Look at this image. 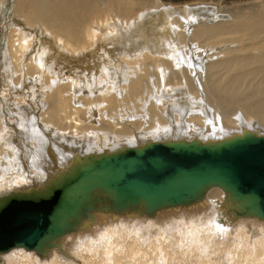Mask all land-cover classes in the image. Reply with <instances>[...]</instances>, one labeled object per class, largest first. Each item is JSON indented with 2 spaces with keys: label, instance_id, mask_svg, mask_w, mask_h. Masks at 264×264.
<instances>
[{
  "label": "bare ground",
  "instance_id": "obj_1",
  "mask_svg": "<svg viewBox=\"0 0 264 264\" xmlns=\"http://www.w3.org/2000/svg\"><path fill=\"white\" fill-rule=\"evenodd\" d=\"M241 1L232 0L234 5L229 6L227 0L221 1L223 5L219 0H0V87L2 83L17 87L18 93L28 95L22 98L24 104L30 98L40 105L44 102L39 110L33 105L21 107L32 110L33 115H26L18 113V107L14 113L10 98L0 96V117L2 110L7 114L0 131L8 133L7 140L0 138V149L8 148L0 177L4 172L9 175L0 181V192H9L0 197L45 190L44 185L87 155L98 154L86 150L96 145L105 150L104 145L110 144V150L100 151L108 152L156 141L150 135L161 141L210 142L246 130L264 134V4ZM176 3L178 7L172 6ZM107 56L114 60L105 59L110 65L102 62ZM11 78L18 86L11 84ZM42 109L46 126H66L91 142L79 139L70 144L57 137L58 144L50 137L45 158L42 149L23 150L21 142L41 134ZM80 112L85 117L95 114L101 122L83 124ZM110 208L98 203L91 217L82 218L76 230L55 239L53 246L41 253L15 247L0 254V264H119L121 258L120 264H176L175 247L182 239L176 232L166 235V223H161L164 229L158 236L146 239L150 250L141 244L144 226L162 227L155 224L160 223L159 216L169 225L191 217L194 224L208 226L193 230L203 231L197 233L205 239L201 252L195 251L196 245L186 250L197 264H221L224 258L227 264H264V220L227 215L225 211L235 214L237 209L230 193L219 186L208 188L188 205L153 213L143 206ZM231 235L239 239L237 258L227 241L219 244L218 258L212 239ZM171 238H177L175 244ZM65 247L73 252L68 255Z\"/></svg>",
  "mask_w": 264,
  "mask_h": 264
},
{
  "label": "water",
  "instance_id": "obj_2",
  "mask_svg": "<svg viewBox=\"0 0 264 264\" xmlns=\"http://www.w3.org/2000/svg\"><path fill=\"white\" fill-rule=\"evenodd\" d=\"M44 186L0 197V254L15 247L43 252L100 202L153 213L188 205L212 186L232 196L237 211L227 215L264 220V134L246 130L210 142L156 140L91 153Z\"/></svg>",
  "mask_w": 264,
  "mask_h": 264
},
{
  "label": "rangeland",
  "instance_id": "obj_3",
  "mask_svg": "<svg viewBox=\"0 0 264 264\" xmlns=\"http://www.w3.org/2000/svg\"><path fill=\"white\" fill-rule=\"evenodd\" d=\"M218 0H215V2H217ZM222 0H219V2H217V3H220ZM227 1H229V2H226L227 3V5H229V6H233L234 5V2H232V0L230 1V0H227ZM241 1V0H240ZM244 2L246 1V0H243ZM248 1V0H247ZM235 2H239V1H235ZM242 2V1H241ZM258 2L259 3H263L264 4V0L262 1V0H258ZM258 3V4H259ZM261 3V4H262ZM221 5H223V3L221 2L220 3ZM233 4V5H232ZM238 4V3H237ZM172 6H179V4L178 3H176V5H172ZM218 7H220V5H218ZM224 8V7H223ZM230 11V10H229ZM227 18H229L228 20H231L232 19V17L230 16V17H227ZM226 18V19H227ZM8 48H10V47H8ZM35 49H36V47H35ZM98 50L99 51H103L102 50V47H99L98 48ZM10 49L8 50V55H9V60H11V64H13V58H12V55H11V53H10ZM98 53V52H97ZM109 57V58H108ZM111 57L110 56H107V57H104L103 59V64H104V62L106 63V64H108V65H110L111 64V61H108L107 62V60H105V59H110ZM112 59V58H111ZM113 60V59H112ZM114 61V60H113ZM110 63V64H109ZM0 71H2V70H0ZM13 78V77H12ZM11 78V79H12ZM13 81V82H12ZM26 81H28V79L26 78ZM29 82H31V81H28V83ZM45 83V82H44ZM11 84L13 85V84H15V82H14V80L12 79L11 80ZM15 85H17V82H16V84ZM18 86V85H17ZM3 87V88H2ZM17 88V87H16ZM16 88H9V86L8 85H4L3 83H2V85H1V87H0V96H5L6 98H10L9 99V103H12V107L14 108V113L16 112V110H18L19 109V111H18V113H25L26 115H33V112H30V111H32V110H30V111H28L27 112V109L26 108H21V107H27L28 108V106H30V108H31V106L33 105V107H32V109H36V110H39L40 109V107H43L44 105V102H42V104L40 105V101H34L33 102V99L32 100H30L29 99V102L28 103H22V98H26V97H28V95L26 96V95H24V94H20V93H18L19 92V90L18 89H16ZM10 89V90H9ZM13 89V90H12ZM10 92H9V91ZM18 90V91H17ZM9 92V93H8ZM12 92V93H11ZM14 93V94H13ZM11 94V95H10ZM31 95H32V93H31ZM20 96V97H19ZM30 96V95H29ZM18 98V99H17ZM140 97H138V99H139ZM0 99H1V97H0ZM11 99H13V101L11 100ZM45 100V99H44ZM43 100V101H44ZM11 101V102H10ZM15 102V103H14ZM39 104H38V103ZM74 102V104L75 105H77V104H79V103H77L78 101H73ZM76 102V103H75ZM21 103V104H20ZM32 103V104H31ZM36 103V104H35ZM35 104V105H34ZM17 107H18V109H17ZM20 107V108H19ZM3 108L4 109H9V108H6L4 105H3ZM16 109V110H15ZM21 109V110H20ZM23 110H24V112H23ZM26 110V111H25ZM1 111V110H0ZM44 111V109H42L41 111H40V117H41V119L42 120H40V121H42V122H40V124H42L41 126H42V129H41V134H43V135H38V136H35V140L34 141H31V140H29V141H25V142H21V145L22 146H24L25 148L23 149V150H25V151H27L28 149L30 150V149H34L35 151H38V149H42L41 151H42V155H41V158H45L46 157V146H47V144H46V142H47V140H49L50 139V137H51V139L53 140V141H55V142H57L58 141V144H59V139H57V137L58 138H60V140H61V142H68V143H74V142H78V140L80 139L81 141L80 142H86V143H90L91 141H87L86 140V138L84 139V137L85 136H83L82 135V133L81 132H77V133H73V132H71L72 130H69L66 126H63V128L62 129H59L57 126H52V123H48V124H50L51 126L50 127H48V126H46L45 125V123H47V122H45L44 120H43V114L45 115V116H47V114L45 113V112H43ZM124 111V110H123ZM122 111V113L125 115V112H123ZM6 112H4V110H2V112H1V117H0V127L2 128V130L3 129H5V126H2L3 124L5 125V124H7V123H5V117L7 116V114H5ZM81 113V112H80ZM87 114H89L88 112H87ZM81 115H82V113H81ZM78 115V118L79 117H81L82 118V121H84L85 120V122H83V124H88V125H94V126H97L100 122H101V119H99V116H97L96 115V118H95V114H90L89 116L88 115H86L87 117H85L84 115ZM91 115H92V117H91ZM94 115V116H93ZM128 115L129 116H131V114H129V112H126V115H125V117H128ZM111 116V115H110ZM116 116V115H115ZM64 118V117H63ZM88 118V119H87ZM91 118V120H89ZM105 118V116H103V119ZM202 118H204V117H202ZM12 118L11 117H9V118H7V120L8 121H10ZM40 119V118H39ZM65 119V118H64ZM14 121H15V119H13ZM70 120V119H69ZM95 120V121H94ZM105 120V119H104ZM73 120H70L69 122L71 123ZM92 121H94V122H92ZM43 122H45V123H43ZM63 122H65V120L63 121ZM74 122V121H73ZM72 122V123H73ZM79 124H82V122H78ZM74 124V123H73ZM10 127V126H9ZM143 127V126H142ZM239 127V128H238ZM47 131V132H44V129ZM233 128V127H232ZM235 128L236 129H238V130H240L241 129V126H239V125H237V126H235ZM140 129H142V128H140ZM25 130V129H24ZM22 132H26V130L25 131H23V130H21ZM49 131V132H48ZM232 131H237V130H232ZM262 131H264L263 129H262ZM44 132V133H43ZM48 133H49V135H48ZM51 133V134H50ZM261 133H264V132H261ZM0 135H2L0 138L1 139H5V140H7V136H8V133H6V132H3V134H2V132L0 131ZM46 135V136H45ZM62 135H64V137H61ZM82 135V136H81ZM47 136H49V138L47 139ZM78 136V137H77ZM95 138H97L98 137V135H96V134H94L93 135ZM155 136V137H154ZM158 135H150L149 137H154L155 138V140H157L159 137H157ZM39 137H40V141H39V143H38V139H39ZM56 137V138H55ZM38 138V139H37ZM83 140V141H82ZM159 140V139H158ZM204 140V139H203ZM48 142H50V141H48ZM47 142V143H48ZM93 142V141H92ZM6 143V142H5ZM17 143V142H16ZM31 143V144H30ZM6 144H8V143H6ZM137 144H139L138 142L137 143H135L134 145H137ZM29 145V146H28ZM42 147H41V146ZM110 145V144H109ZM109 145H104L105 146V150H102L101 149V147L99 148V145H96L95 146V143H94V146L95 147H92L90 150L89 149H86L88 152L89 151H95V152H100V151H106V149H108V148H111V146H109ZM129 145H133V144H129ZM52 148H54L55 147V145L54 144H52V145H50ZM97 146H98V149H97ZM107 146V147H106ZM117 146V145H116ZM29 147V148H28ZM112 147H113V145H112ZM28 148V149H27ZM62 148H65V147H62ZM6 150H8V148H5ZM5 149H0L1 150V152H3L4 153V156L2 155L1 157H0V160H2V161H0V164L1 165H4L5 164V160H7V158L5 157V156H7V153L5 152ZM94 149V150H93ZM101 149V150H100ZM85 150V151H86ZM97 150V151H96ZM108 150H110V149H108ZM112 150H114V149H112ZM86 151V152H87ZM40 152V151H39ZM52 153H53V149H52V151H51ZM2 153V154H3ZM57 153V152H56ZM55 153V154H56ZM54 154V153H53ZM5 158V159H4ZM4 161V162H3ZM1 162H3V163H1ZM18 170V169H17ZM27 170V169H26ZM32 171V170H31ZM32 173V175H34V172H31ZM9 174V173H8ZM6 177V178H5ZM3 178V179H2ZM9 178V175H6V173L4 172V174H3V176H1L0 177V181H2V180H5V179H8ZM2 179V180H1ZM48 179V177L46 176L45 178H44V180H47ZM11 190H15V189H11ZM10 190V191H11ZM9 191H7V192H3V193H1L0 192V194H5V193H8ZM223 193V192H222ZM160 217V216H159ZM158 217V219L160 220L159 222L160 223H157L158 221H156L155 222V224H157V225H159V226H162V224L161 223H166L165 225L167 226V227H169V228H167L166 227V230L164 229V226H162V227H159V228H156V227H154L153 226V228L151 229V226L149 227V226H144L143 227V229H142V238H141V240H142V242H141V244H142V246L144 245V247H146V248H148V244L146 243L145 244V242L147 241V240H151L150 238H154V236L156 237V236H158V233H161L162 232V229H164V232H165V234L166 235H168V236H171V235H173L172 233H174V232H176V233H178V235L179 236H181V239L183 240H181V246L180 247H175V248H177V252H178V256H179V258H176L175 256H174V259H175V263L177 264L178 262H179V264H197L196 262H193V258H194V256H192V254L190 253V255H189V253L187 254L186 253V250L188 249V246H193V247H195V245H196V247H195V251L196 252H201V250L203 249V247H204V243H203V241L205 240L202 236H199L197 233H199V232H203V231H196L197 233H195V231H193V230H195L197 227L196 226H201V227H203V228H206V227H208V226H206V225H204V223H202V225H196V224H201L200 222H196L195 224H194V222L193 221H190L191 220V217L190 218H187L186 219V223H181L182 222V220L181 219H178L177 221L179 222H175V224H167V223H169L170 221H164V222H162L161 220H163L164 218L163 217H160L159 218ZM98 218H101V217H98ZM163 218V219H162ZM185 224H188V225H186L185 226ZM205 224H207V223H205ZM244 224H248V223H244ZM169 225V226H168ZM173 227H172V226ZM179 225H181V226H179ZM184 227H183V226ZM178 227V228H177ZM195 227V228H194ZM160 228H162V229H160ZM187 228L189 229V230H187ZM130 229H132V228H130ZM235 229V228H234ZM234 229H232V230H234ZM145 230V231H144ZM168 230V231H167ZM175 230V231H174ZM152 231V232H151ZM158 231V232H157ZM170 231V232H169ZM179 231V232H178ZM124 232V231H123ZM172 232V233H171ZM193 232V233H192ZM194 233H195V235H194ZM76 234V233H75ZM125 234V233H124ZM128 233H126V235H127ZM153 234V235H152ZM187 234V235H186ZM195 237H194V236ZM73 236V235H72ZM75 236H77V235H75ZM190 236V237H189ZM188 237V238H187ZM192 237V238H191ZM199 237V238H198ZM69 238V237H68ZM178 238V237H177ZM176 238V239H177ZM196 238V239H195ZM210 238V237H209ZM147 239V240H146ZM176 239H172L171 238V240H172V242L171 243H174L175 244V242H174V240H176ZM215 239V242L213 243V241L212 240H214ZM233 239L235 240L234 242H233ZM67 240V239H66ZM99 240V239H98ZM97 240V241H98ZM185 240V241H184ZM210 240H211V238H210ZM211 241H212V245H211V247H212V250L214 251V249H216V251L218 252V258H219V255L220 254H222L221 253V251H220V249L218 248V246H219V244L221 243V242H226L227 243V248L229 249V247L230 248H232V249H230V252H232V256L235 258L237 255L235 254V252H236V244H238L239 243V239H237L236 240V238H235V236H233V235H231L230 236V239H228V238H226V239H222V240H219L218 238H213ZM187 244H186V243ZM229 242V243H228ZM231 242V243H230ZM144 243V244H143ZM191 243V244H190ZM217 244V245H216ZM182 245H183V248H182ZM233 245H234V247H233ZM173 247V246H172ZM66 248V247H65ZM143 248V247H142ZM179 248H181V250L179 249ZM234 248V249H233ZM67 249V248H66ZM126 249H127V247H126ZM16 250H25V249H23V248H18V249H16ZM74 250V249H73ZM148 250H150L149 248H148ZM182 250H184V252H181ZM232 250V251H231ZM12 251H15V249L14 250H12ZM119 251H121V252H124V249L123 248H121ZM174 251H176L175 249H174ZM21 252V251H20ZM29 252V251H28ZM71 252H73L72 251V248H71V250H66V253L68 254H70ZM143 252H144V250L142 251V257H143ZM9 253H11V251L10 252H8V254ZM30 253V252H29ZM31 253H34V252H31ZM181 253V254H180ZM234 253V254H233ZM35 254V253H34ZM68 254V255H69ZM200 256H201V254H199ZM227 254H225V256H226ZM235 255V256H234ZM67 256V255H66ZM199 256V257H200ZM215 256H216V254H215ZM224 256V257H225ZM223 257V258H224ZM192 258V259H191ZM237 258V257H236ZM180 259L182 260V261H180ZM179 260V261H178ZM184 260V261H183ZM186 260V261H185ZM225 260V258L224 259H222V263L221 264H227V262L226 261H224ZM191 261V262H190ZM123 263V260H122V258L120 259V261L118 262L119 264L120 263ZM226 262V263H225ZM130 262H125L124 264H129ZM113 264H116V263H113Z\"/></svg>",
  "mask_w": 264,
  "mask_h": 264
},
{
  "label": "snow or ice",
  "instance_id": "obj_4",
  "mask_svg": "<svg viewBox=\"0 0 264 264\" xmlns=\"http://www.w3.org/2000/svg\"><path fill=\"white\" fill-rule=\"evenodd\" d=\"M25 43H27V41H25ZM221 231H223V229H222ZM105 235H106V234H105ZM102 239H103V236H102Z\"/></svg>",
  "mask_w": 264,
  "mask_h": 264
}]
</instances>
